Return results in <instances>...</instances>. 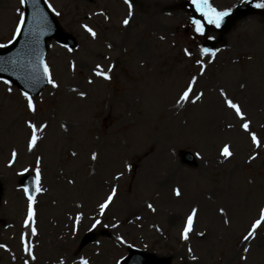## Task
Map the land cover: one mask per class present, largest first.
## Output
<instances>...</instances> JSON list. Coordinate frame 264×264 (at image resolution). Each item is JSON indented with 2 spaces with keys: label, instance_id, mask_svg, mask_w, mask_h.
Listing matches in <instances>:
<instances>
[{
  "label": "rangeland",
  "instance_id": "374dc122",
  "mask_svg": "<svg viewBox=\"0 0 264 264\" xmlns=\"http://www.w3.org/2000/svg\"><path fill=\"white\" fill-rule=\"evenodd\" d=\"M238 1L211 3L225 10ZM47 2L77 46L68 51L49 42L46 63L58 88L47 84L33 96L35 113L27 111L21 91L0 80V244L8 249L0 248V264H79L81 257L89 264H117L128 248L166 256L170 264H197L188 248L198 264H264V226L247 245L240 238L264 207V143L252 145L219 96L223 87L264 142V8L216 32L206 27L207 21L203 25L204 17L186 0H134L127 28L121 25L127 14L123 0ZM17 9L23 12L19 0H0V44L12 37ZM195 19L204 26L203 34L190 24ZM83 24L96 31L95 39ZM206 43L220 50L215 57L200 55ZM198 59L212 61L203 77L198 76ZM97 64L105 71L115 65L110 82L93 75ZM193 75L198 76L195 91L204 95L195 104L177 107L178 94ZM80 91L86 93L83 98ZM26 121L47 124L33 152L26 147ZM225 143L234 153L227 161L219 156ZM13 149L18 155L10 167ZM186 150L196 156V165L184 163ZM93 151L96 161L90 159ZM250 155L256 158L248 161ZM37 156L44 191L34 198L37 235L32 236L24 227L27 197L19 178L25 168L34 172ZM126 163L130 170L124 169ZM69 179L74 183L69 185ZM113 185L117 194L101 214L98 205ZM173 188H180L181 197L172 194ZM192 207L199 211L185 242L180 233ZM78 212L82 219L73 231ZM95 219L101 225L92 229ZM22 234L35 260L24 251ZM242 246L250 252L242 253ZM242 254L247 261H239Z\"/></svg>",
  "mask_w": 264,
  "mask_h": 264
},
{
  "label": "snow or ice",
  "instance_id": "6c2138e0",
  "mask_svg": "<svg viewBox=\"0 0 264 264\" xmlns=\"http://www.w3.org/2000/svg\"><path fill=\"white\" fill-rule=\"evenodd\" d=\"M45 2H47V0H45ZM133 2H134V0H123L124 5H126V7H127V14L121 20V25L125 28H127V26L130 24V21L134 15V13H133ZM26 3H27V0H19V4L21 6H24ZM191 3L195 6L196 11L199 12L201 14V16L204 17V19L207 21L208 24H214L217 28L220 27V24H221V21L223 20V18L225 16H227L229 14V12L231 11V9H226L223 11L217 10V8L212 6V4L210 3V0H191ZM254 6L257 8H264V0H261V2L256 3ZM49 8H51V5H49ZM17 11L19 12V16H18L17 22L15 24V27H14V30L12 33V37L8 41L9 44H11L14 40H16L18 38V36L20 35V33L23 30V25H24L25 19H26L24 12L20 11L19 9H17ZM98 14L103 15L105 20L109 19V17L107 15H105L103 12L98 13ZM57 15H59V13H57ZM192 24L195 26V31L197 33L203 34L204 26L200 23V21L192 20ZM81 27L93 39L96 38L97 33H96V31L93 30L92 27H89L87 24H83V25H81ZM208 38L212 39L213 37H208ZM160 39H163V37H160ZM6 47H7V45L0 44V48H6ZM64 47H67V45H65ZM107 47L111 48L112 45L108 44ZM68 51H72V49L68 48ZM219 51H220L219 49H216L213 51V50H210L208 48H201L200 49V55L202 57H204V56L215 57L216 53ZM184 54L186 56H191V53L187 49L184 50ZM196 63L200 66L198 76L203 77L206 73V67H205L206 63L210 64V63H212V61L208 60L205 62L203 60L198 59V60H196ZM71 66L73 67V69L75 68V64H72ZM114 67H115L114 64H109L107 66V71H105L101 68V66L99 64H97L95 66V69L93 70V75H95L97 77H101L104 81L110 82L112 80V76L110 75V73L112 72ZM38 70H42L43 79L47 82V84L51 85V87L53 89L58 88V84L53 79L51 70H50L48 64L45 62V60L43 59L42 56L39 57ZM0 71H3V68H0ZM198 76L197 75L191 76V78L187 82L186 86L178 94V98L175 101V105L177 107H183L185 104H187L189 102H191L192 104H195L197 101L201 100L204 93L195 91V86L198 84ZM92 82H93L92 80L88 81L89 84H91ZM3 83L5 85H8L10 82L8 80H4ZM239 87L244 88V84L243 83L239 84ZM8 91L11 92V88H8ZM73 91H75V89H73ZM21 95L24 97V100L26 101L27 111L31 112V113H35L36 112V105L34 103L33 97L31 95H29L28 92H22ZM78 95L81 98H83L86 95V93L84 91H80V92H78ZM219 96L222 98L223 105L226 106L227 109L231 110L232 113L234 114V116L239 120V122H240L239 127L245 133H247L250 136L252 145L259 148L261 146V144L264 142H262L260 139H258L255 132L251 131V128H250L251 122L249 119L246 118L245 113H244L241 105L238 102H235L232 98H229L226 90L223 87H221L219 89ZM26 125H27V128L30 130V136L27 139L26 147H27L28 152H33V150L37 147L38 141L42 139V134L44 133L45 129L47 128V124L42 123V122L41 123H33L32 121H26ZM231 126L232 125H229V127H231ZM60 127L62 129H64L65 131H67V128L64 124H61ZM17 155H18L17 151L15 149H13L11 152V158L8 161V165L10 167L16 161ZM71 155L73 157H75L77 155V153L75 151H73L71 153ZM199 155L200 154L197 153L198 157H199ZM233 155H234V153L231 151L230 145L227 143L223 144V146L219 149V156L223 158V161L229 160L231 157H233ZM255 158H256L255 155H250L248 157V161H252ZM90 159L92 161H96L98 159V153L93 151L91 153ZM223 161H221V162H223ZM40 164H41V157L37 156L35 159V168L33 170L34 171V180H33L32 187H31V189L28 186H25L23 188L24 194L27 197V214H26V217L24 219V227L30 228V234L32 236L37 235V229L35 227V220H34V216H35L34 207H33V205L35 203L34 197L37 193H41L44 191V189L41 186L42 174H41ZM123 167L125 170H130L132 166L130 164L126 163L123 165ZM24 171L28 172L29 169L25 168ZM121 175H122V173L114 176L113 180L118 181L120 179ZM67 183L69 185H71L74 183V181L69 179L67 181ZM171 191L175 197L179 198L182 195L180 188H173ZM116 194H117V188L115 185H113L111 187L110 191L108 192L106 198H104L103 202L99 203V205H98L99 211L101 214H103L105 212V210L109 208V206L113 202ZM79 207L80 206L77 205V208H79ZM147 208L149 210H151L152 212L156 211V209L153 207V205L151 203L147 204ZM198 211L199 210L197 207H192L190 209V211L188 212L186 219H185V222H184L183 229L180 233V239L181 240L187 242L190 238V234H192L194 232V223H195L196 217L198 215ZM219 213L221 214L222 217H226V212H225V209L223 207L219 208ZM81 219H82V213L78 212L75 216V219H74L73 231H76V225L79 224ZM136 219L139 220L140 217L137 216ZM229 223L230 222L227 218L223 219L224 225H228ZM98 225H101V221L99 219H95L91 225V228L95 229ZM262 226H264V207L259 209L258 218L254 219L251 222L250 226L245 230V232H243L241 234L240 238L244 242V245H247L250 240L255 239L257 230L259 228H261ZM112 227L116 228L117 225L113 224ZM194 234L198 237H204L205 236L204 232H195ZM26 240H27V234H22L21 235V242L23 244V249L28 254V256L31 257L32 260H35V256L33 254L32 248L26 242ZM116 240L119 241L121 244L125 243L124 239L121 236H117ZM97 243H99V242H97ZM0 248L5 249V251L8 250L4 244H0ZM241 251H242V253L247 254L250 252V247L249 246H242ZM188 253L190 255V258L193 261H196L198 264V257H196L195 255H191V253H192L191 248H188ZM244 254L239 255V261H241V262L247 261L248 256L244 255ZM24 264H29L28 260H25ZM60 264H64V261L61 260ZM79 264H89V262L87 260H85L83 257H81ZM117 264H119V261H117Z\"/></svg>",
  "mask_w": 264,
  "mask_h": 264
},
{
  "label": "water",
  "instance_id": "95a60500",
  "mask_svg": "<svg viewBox=\"0 0 264 264\" xmlns=\"http://www.w3.org/2000/svg\"><path fill=\"white\" fill-rule=\"evenodd\" d=\"M27 4H28V9L26 10L25 23L23 25V30L19 36V39L17 40V43H20L21 47L22 46H29V44H30L31 37H32V28H33V26L36 25V21H33L34 16L38 17V15L43 13V14H41L40 17L44 23L48 22V19H47V16H48L50 18V21H51L53 28L55 29L54 19L52 18V16L49 13L46 12L44 5H43L41 0H27ZM33 7H35L37 9V11L35 13L33 11H31L33 9ZM45 15H47V16H45ZM225 23H226V20H225ZM48 31H49L48 28H40V32L41 33L44 32L46 37H49V36H56L57 37V36H59L57 29L55 30V32L53 34L46 33ZM39 37L42 39L43 34L39 35ZM5 54H6V51L0 50V68H3V71H1V72H4V71L11 72L12 70L9 67V64L4 61V58H5L4 55ZM41 56L42 55H35L32 53L27 55L31 70H22L20 68H17L21 71L31 72L33 74V76H31L30 82L33 84H36L37 82H39L36 90H38L44 83V79L42 76V70H38L39 57H41ZM14 59L17 61L23 60V59H25V55L23 53H20V52H15V58ZM14 68H16V67H14ZM36 71L41 76H39V75H38V77L35 76ZM0 75H4V74L0 73ZM7 77L11 80L16 81V79L14 77H12V78H10L9 76H7ZM26 89L28 91H32L29 88H26ZM184 157L188 161H191L193 159L192 155L189 152H185ZM28 180H29L28 187L31 189L32 184H33V179H28ZM135 254L137 257H135ZM134 258L136 260H134ZM122 264H168V262L165 259H160V260L152 263L149 255H147L145 253H140L137 250H133V251H130V255H128L124 259Z\"/></svg>",
  "mask_w": 264,
  "mask_h": 264
}]
</instances>
